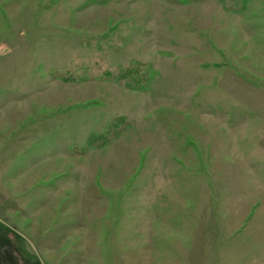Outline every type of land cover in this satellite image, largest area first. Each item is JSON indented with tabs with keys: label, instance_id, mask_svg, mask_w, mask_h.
<instances>
[{
	"label": "rangeland",
	"instance_id": "rangeland-1",
	"mask_svg": "<svg viewBox=\"0 0 264 264\" xmlns=\"http://www.w3.org/2000/svg\"><path fill=\"white\" fill-rule=\"evenodd\" d=\"M0 264H264V0H0Z\"/></svg>",
	"mask_w": 264,
	"mask_h": 264
}]
</instances>
